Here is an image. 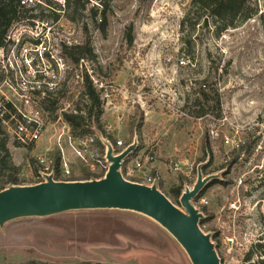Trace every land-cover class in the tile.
<instances>
[{
	"label": "rangeland",
	"instance_id": "rangeland-1",
	"mask_svg": "<svg viewBox=\"0 0 264 264\" xmlns=\"http://www.w3.org/2000/svg\"><path fill=\"white\" fill-rule=\"evenodd\" d=\"M49 1L33 0L25 8L36 18L19 15L8 31L4 48H12L17 64L8 66L7 79L16 91L29 93L34 87L68 95L86 71L100 90L104 122L114 138L124 142L130 129L138 127L131 140L137 150L129 156L140 150L153 153L146 166L158 177L161 191L168 192L180 175L187 178L183 190L192 187L198 166L203 176L219 175L194 205L203 213L200 228L210 234L221 264H264V17L257 12L216 36L211 22L192 26L191 18L181 24L185 0H86L75 13L65 9L64 0ZM259 4L264 10V1ZM93 7L105 14V35L92 19ZM86 33L96 61L74 69L60 48L81 42ZM3 81L0 73V90L12 98ZM70 105L66 101L63 106ZM63 122L47 123L35 143L15 147L10 141L22 185L37 181L29 159L57 150L55 138L65 130ZM91 136L103 138L96 131ZM224 136L239 147L224 145ZM64 146L69 180L96 174ZM30 260L191 264L156 222L115 209L22 218L0 228V264Z\"/></svg>",
	"mask_w": 264,
	"mask_h": 264
},
{
	"label": "trees",
	"instance_id": "trees-1",
	"mask_svg": "<svg viewBox=\"0 0 264 264\" xmlns=\"http://www.w3.org/2000/svg\"><path fill=\"white\" fill-rule=\"evenodd\" d=\"M20 0H0V48L6 46V37L11 27L12 22L19 17L28 16V18H36L34 14H28L31 9L21 6ZM49 3L51 1L47 0ZM86 0H64L65 9H73V12L83 10ZM184 17L181 24L184 25L185 21H190L193 18L192 26L204 25L213 23L216 36L228 28L237 26L238 23L252 18L258 12V5L253 0H185ZM92 19L97 24V28L105 35L106 18L105 14L99 15L97 8H91ZM104 11V10H103ZM193 17H190V16ZM202 20L200 21V19ZM71 22H75L72 18ZM130 30V27L128 28ZM129 36V43H132L131 36ZM60 56L74 69H78L83 61H96V53L94 51L90 35L86 33L85 38L76 44L66 45L62 44L60 48ZM80 86L77 85L73 88L72 92L68 95L63 93L62 90H37L33 91L38 96V108L42 111L45 124L54 122L58 118L69 127V134L75 140L83 139L91 136L94 132H98L100 136L109 141L114 148L115 152H119L122 148L131 143L134 134H138V127L135 131L130 129L129 139L122 142V146H116L117 140L108 131V126L104 122V110L102 107V96L100 90L97 89L91 75L83 71L80 77ZM67 99V100H65ZM70 102V108L65 109L64 103ZM217 106L219 105L218 95L216 94ZM59 112V113H58ZM15 147H20L18 143H13ZM96 144L101 152L104 146L99 140ZM208 145V143H207ZM119 149H118V148ZM136 150L132 153L135 154ZM49 170L52 171L53 177L56 180L61 179L62 166L61 155L58 150L50 151L47 153ZM30 164L33 167V173L37 176L43 166L39 163L38 159L30 158ZM40 166V167H39ZM203 171V170H202ZM152 176H156L153 172ZM100 175L84 173L83 177L71 180H88L92 178H99ZM186 177L180 175L176 183L170 186L168 192L162 191L174 204H178V199L182 193ZM191 181V180H190ZM213 180L212 182H214ZM33 181L32 183H37ZM193 182V181H191ZM24 180L20 177V167L14 162L13 154L10 150V136L0 120V190L7 188L10 185H22ZM158 185V182H157ZM201 192L197 195L198 200ZM205 219L199 221L203 225ZM249 256L246 257L248 259ZM263 262V261H261ZM14 264V263H10ZM20 264H61L49 263L45 261L30 260ZM79 264H91L88 261ZM95 264H108L98 262Z\"/></svg>",
	"mask_w": 264,
	"mask_h": 264
},
{
	"label": "water",
	"instance_id": "water-1",
	"mask_svg": "<svg viewBox=\"0 0 264 264\" xmlns=\"http://www.w3.org/2000/svg\"><path fill=\"white\" fill-rule=\"evenodd\" d=\"M137 142L128 144L119 153L104 141L105 157L109 163L103 177L88 180H56L52 174L29 185H10L0 190V228L22 218L48 217L67 211L115 209L139 213L165 229L180 245L191 264H221L209 233L199 221L203 213L194 199L206 184L219 175L203 176L197 168L196 181L185 187L179 197L180 209L158 187L122 177V161L132 154Z\"/></svg>",
	"mask_w": 264,
	"mask_h": 264
},
{
	"label": "built area",
	"instance_id": "built-area-1",
	"mask_svg": "<svg viewBox=\"0 0 264 264\" xmlns=\"http://www.w3.org/2000/svg\"><path fill=\"white\" fill-rule=\"evenodd\" d=\"M253 1L258 3H256L259 6L258 15L264 17V10L260 8L259 4L260 0ZM19 3L21 6L27 7L33 4V0H20ZM6 42H8L7 37ZM13 63L17 64L12 48L11 50H8L1 47L0 73L4 75L3 83L11 88L13 95L12 98H9L0 90V120L10 136V141L24 146L37 142L43 134L46 124L42 115L43 113L38 108L39 100L31 95L34 87H31L32 90L29 93L25 91L18 93L15 86L11 84L9 79H7L10 70H8V66H11ZM19 81L22 86L26 84V80L22 75V70H20ZM17 100L19 101V104L16 103ZM63 123L65 130L55 138V145L61 155L62 173L60 180L68 181L72 174L71 169L68 166V158L66 157L65 152V149L67 150V148L64 146L65 143L70 148L71 152L88 166L92 173L95 172L97 175H100V177H103L109 166L105 157L106 148L104 145V141L107 140L102 138L101 142L104 146V150L101 152L96 144V139L93 136H87L83 139L75 140L69 134L68 125L65 122ZM211 133H213V131ZM222 141L226 146H231L232 148L239 147L238 142L232 137L224 136ZM116 145L118 147L122 146V141L118 140ZM47 153L48 151L37 156L39 163L43 166V170L39 171L37 176L38 182L44 180V175H53L48 167ZM153 158L154 156L151 151L145 152L144 150L138 151L133 158L128 156L121 163L120 172L122 177L126 180L146 185L157 183L158 177L152 176L146 166L153 160ZM175 170H179L178 164H175Z\"/></svg>",
	"mask_w": 264,
	"mask_h": 264
},
{
	"label": "crops",
	"instance_id": "crops-1",
	"mask_svg": "<svg viewBox=\"0 0 264 264\" xmlns=\"http://www.w3.org/2000/svg\"><path fill=\"white\" fill-rule=\"evenodd\" d=\"M157 168H160V167H156V169H157Z\"/></svg>",
	"mask_w": 264,
	"mask_h": 264
}]
</instances>
